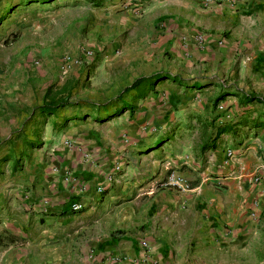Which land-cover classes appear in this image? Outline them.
<instances>
[{"label": "crops", "instance_id": "obj_1", "mask_svg": "<svg viewBox=\"0 0 264 264\" xmlns=\"http://www.w3.org/2000/svg\"><path fill=\"white\" fill-rule=\"evenodd\" d=\"M54 1L7 3L0 24L16 7ZM68 1L97 9L113 63L88 73L113 75L116 94L86 111L66 79L74 106L32 115L29 141L41 145L22 141L28 162L12 148L17 167L0 157L26 174L10 192L0 185V264H264V196L251 184L264 174V0ZM156 73L176 82L124 91ZM91 105L134 108L101 122L105 108ZM178 176L189 192L152 193Z\"/></svg>", "mask_w": 264, "mask_h": 264}, {"label": "rangeland", "instance_id": "obj_2", "mask_svg": "<svg viewBox=\"0 0 264 264\" xmlns=\"http://www.w3.org/2000/svg\"><path fill=\"white\" fill-rule=\"evenodd\" d=\"M19 1L23 0H0V15L5 4L14 3L15 6ZM97 14V9L90 5L78 3L76 5L68 0H55L51 4L16 7L2 21L0 24V157L6 155V152L12 148L15 153L19 151L23 153L16 154L20 167L28 162L30 152L23 148L22 141L32 140V129L39 127V124L36 125L38 119L33 122L31 118L35 114L33 109L40 103L47 86H59L66 79L74 76L76 79L73 78L75 87L72 90L71 100L83 106L86 111L89 109L86 106L87 102L98 103L114 97L116 90L112 88L113 75L105 73L104 70L95 74L88 73V68L91 66L100 67L113 63L112 59L104 61L102 57L104 51V48L101 49L102 40L106 38L96 37L97 26L100 23L97 21ZM4 16L3 14L2 17ZM12 34L17 37H13ZM97 48L101 51L100 56L94 54ZM158 89L161 91L160 86ZM174 96L179 98L180 93ZM116 121L126 123L128 118L123 116ZM87 123L94 122L88 119ZM25 175L22 169L10 172L9 163L0 164V185L17 186L11 182L12 179L18 180ZM251 178V184H258V189L264 196V174L256 173ZM167 181L153 186L152 193L166 191L164 184ZM8 189L12 188H7L10 192Z\"/></svg>", "mask_w": 264, "mask_h": 264}, {"label": "trees", "instance_id": "obj_3", "mask_svg": "<svg viewBox=\"0 0 264 264\" xmlns=\"http://www.w3.org/2000/svg\"><path fill=\"white\" fill-rule=\"evenodd\" d=\"M96 5V4H95ZM165 80H170L172 82H176V79L172 76H169L167 74L164 73H156L153 75H150L148 77H142V78H138L136 80H134L131 85L124 89V91H129V90H139L138 95L140 94V92L142 91V89L144 88H149V86H152L154 84H157L161 81H165ZM73 85L70 82H65L64 84H62L61 86H55V85H49L46 87L43 95H42V99H41V104L37 107H35L33 109V112L36 114L37 117H40L42 120L52 117L54 116L59 110L67 108V107H73L74 104L70 103L69 101V96H70V91L72 89ZM220 97L218 96L214 102L213 105L215 106L217 104V102L219 101ZM246 99V98H245ZM256 100V98L254 97H250L249 99L246 100L245 103H248L250 101H254ZM257 102H259V100H257ZM92 107H94L95 109L99 110L101 108H105L104 113L106 114L105 117L103 118H99L98 121L104 122L107 120H110L116 116H119L120 114H122V112L124 111H133L132 106H126V105H121L119 108H114L111 111H107L105 105H102L100 107H95L94 105H91ZM42 123V121H41ZM25 142V146H28V148L30 149H35V148H39L41 143L39 141L38 136H36V138L34 139V141H24ZM7 160L10 161L12 160V168L17 167L16 163L17 160L16 159H12V155H6L3 158V161ZM75 211L72 210L69 212V214H73ZM65 213L61 214V216H63Z\"/></svg>", "mask_w": 264, "mask_h": 264}, {"label": "built area", "instance_id": "obj_4", "mask_svg": "<svg viewBox=\"0 0 264 264\" xmlns=\"http://www.w3.org/2000/svg\"><path fill=\"white\" fill-rule=\"evenodd\" d=\"M202 3L204 4H208V3H222L225 0H201ZM197 40H200V37H197ZM89 55V54H86ZM85 55V56H86ZM220 109V107H219ZM225 156L227 159L231 158L233 156V152L230 149L225 150ZM116 171L119 170V168L116 166L114 168ZM106 183L109 184L112 182V177L111 176H107L105 179ZM256 181V180H254ZM165 188H171L174 190H180V191H187L189 190V185L186 183V181L181 178V177H173L170 178L165 184H164ZM97 194H100L102 192V186H97V188L95 189ZM254 202H252V205H254ZM256 203V202H255ZM81 208V205L77 204V205H73L71 210L77 211Z\"/></svg>", "mask_w": 264, "mask_h": 264}]
</instances>
